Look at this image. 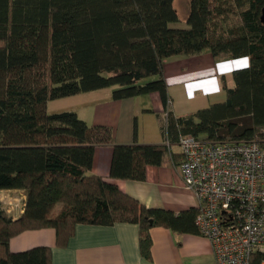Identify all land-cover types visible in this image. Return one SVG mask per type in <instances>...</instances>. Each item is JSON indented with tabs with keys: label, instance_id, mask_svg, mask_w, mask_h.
<instances>
[{
	"label": "trees",
	"instance_id": "1",
	"mask_svg": "<svg viewBox=\"0 0 264 264\" xmlns=\"http://www.w3.org/2000/svg\"><path fill=\"white\" fill-rule=\"evenodd\" d=\"M264 0H189L187 27L174 0H0V189L26 192L24 211L9 217L0 203V264H51V249L13 252L9 240L52 227L65 246L76 224L139 226L150 258V228L197 233L196 207H147L91 173L96 146L110 145L109 177L143 181L160 165L166 143L118 144L110 127L90 126L76 112L49 113V100L104 87L113 99L157 92L168 106L165 59L209 52L247 56L223 84L226 99L185 116L168 109L163 141L191 134L210 141L256 140L264 147ZM155 75L157 78L145 80ZM251 264L264 263V250Z\"/></svg>",
	"mask_w": 264,
	"mask_h": 264
},
{
	"label": "crops",
	"instance_id": "2",
	"mask_svg": "<svg viewBox=\"0 0 264 264\" xmlns=\"http://www.w3.org/2000/svg\"><path fill=\"white\" fill-rule=\"evenodd\" d=\"M248 63L247 56L214 57L209 52L165 59L163 76L173 114L185 116L193 113V110L176 111L173 107L174 90L171 88L179 87L186 101L200 97L202 102L205 97L223 94V84L231 86L233 83L232 72ZM113 88L104 87L68 96L74 99V103L61 111L76 112L90 126L110 127L118 144L165 143L160 129L163 104L159 94L150 93V99L138 95L113 99ZM111 158L110 145L96 146L91 173L116 184L147 207L174 212L197 208L196 197L183 185L178 144H169L162 164L146 166V178L143 181L109 177ZM25 200V190L0 189L1 206L12 219L21 216ZM138 235L139 226L136 223H78L65 246L56 244V230L47 227L26 230L13 236L9 240V248L17 252L47 246L51 249V264H216L209 240L198 232L176 233L162 226L150 228V258L142 255Z\"/></svg>",
	"mask_w": 264,
	"mask_h": 264
},
{
	"label": "built area",
	"instance_id": "3",
	"mask_svg": "<svg viewBox=\"0 0 264 264\" xmlns=\"http://www.w3.org/2000/svg\"><path fill=\"white\" fill-rule=\"evenodd\" d=\"M170 103L161 114L165 124ZM178 146L183 185L197 199V232L209 240L216 264H251L264 250V147L191 134Z\"/></svg>",
	"mask_w": 264,
	"mask_h": 264
},
{
	"label": "rangeland",
	"instance_id": "4",
	"mask_svg": "<svg viewBox=\"0 0 264 264\" xmlns=\"http://www.w3.org/2000/svg\"><path fill=\"white\" fill-rule=\"evenodd\" d=\"M174 6L178 12L179 20H178V22L171 23L170 25L173 27L186 28L188 26L185 21H186V18L188 16V13H189V0H174ZM155 78H157V76L152 75V76L147 77L145 80H152ZM171 89L174 90V94H172L174 97L173 107L176 111L186 112L187 109L192 108L191 110H193V112H195L196 110H198L202 107H207V106H209L215 102H222L226 99V93L224 92L223 94L217 95L215 97H211V96L205 97V98H203L204 101H202V102H201L200 97H198L197 99H194L192 101H190V100L186 101L184 99L182 91L180 90L179 87H177V88L174 87ZM172 93H173V91H172ZM138 96L143 97V98L144 97L149 98L150 93H144V94H140ZM73 103H74V99L72 97H68V96L57 98V99H52V100H49L47 103V111L49 113L60 112L63 109L69 108V106H71V104H73ZM203 104H205V105L203 106ZM174 149H177V148L174 147Z\"/></svg>",
	"mask_w": 264,
	"mask_h": 264
},
{
	"label": "water",
	"instance_id": "5",
	"mask_svg": "<svg viewBox=\"0 0 264 264\" xmlns=\"http://www.w3.org/2000/svg\"><path fill=\"white\" fill-rule=\"evenodd\" d=\"M261 20L264 22V9H262Z\"/></svg>",
	"mask_w": 264,
	"mask_h": 264
}]
</instances>
